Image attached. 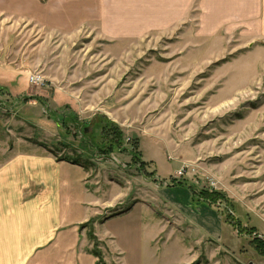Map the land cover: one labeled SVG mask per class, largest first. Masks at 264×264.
I'll use <instances>...</instances> for the list:
<instances>
[{
    "label": "rangeland",
    "instance_id": "obj_1",
    "mask_svg": "<svg viewBox=\"0 0 264 264\" xmlns=\"http://www.w3.org/2000/svg\"><path fill=\"white\" fill-rule=\"evenodd\" d=\"M197 19L192 10L174 32L109 41L91 29L66 35L0 18V55L24 73L19 94L0 86V161L24 152L65 157L89 170L105 192L120 186L129 197L104 209L102 219L126 210L134 197L141 203L136 181L153 175L152 196L140 211L152 217L153 238L149 245L143 239L139 258L133 234L120 239L129 264H264L253 235L218 242L163 194L172 177L197 191L215 189L224 196L215 206L226 215L232 204V214L264 240V34L226 27L205 33ZM29 72L44 84H30ZM105 121L122 132L119 147L112 144L107 154L101 150L109 145L100 130ZM133 140L141 155L136 161ZM182 188L189 189L168 187L179 198ZM98 232L103 235L102 227ZM103 240L102 253L115 264L113 243Z\"/></svg>",
    "mask_w": 264,
    "mask_h": 264
},
{
    "label": "crops",
    "instance_id": "obj_2",
    "mask_svg": "<svg viewBox=\"0 0 264 264\" xmlns=\"http://www.w3.org/2000/svg\"><path fill=\"white\" fill-rule=\"evenodd\" d=\"M261 1L0 0V18L18 19L34 28L66 35L91 29L101 38L122 41L174 32L184 25L190 11L195 10L199 26L206 28L202 32L215 33L226 27L227 32L238 28L242 34H264ZM9 40V35L3 40L6 46ZM23 78L22 69L10 67L0 55V86L4 84L11 92L19 94L24 90ZM70 101L65 104L74 111ZM91 174L67 160L38 152L16 153L0 161V264H98L99 258L92 253L90 228L83 227L89 222L100 258L106 263L102 253L107 247L105 237L113 243V258L118 259L115 264H129L124 260L126 250L120 244L126 234H133L139 258L143 239L152 241L154 234L152 217L140 213L152 196L149 179L152 180L153 175H140L136 181L138 185L133 193L142 198L141 203L134 197L126 210L104 217L106 222H103L102 211L122 204L129 193L116 184L112 191L105 192ZM170 183L163 191L165 198L175 204L196 229L218 242L230 244L234 238L241 241L218 207L194 199L189 189L182 188L179 198L170 193ZM110 222H113L111 231L106 227ZM99 227H102V236Z\"/></svg>",
    "mask_w": 264,
    "mask_h": 264
},
{
    "label": "trees",
    "instance_id": "obj_3",
    "mask_svg": "<svg viewBox=\"0 0 264 264\" xmlns=\"http://www.w3.org/2000/svg\"><path fill=\"white\" fill-rule=\"evenodd\" d=\"M33 97H25L23 100L24 101H27L29 99H31ZM35 100H40L41 103H45L41 98L39 97H35L34 98ZM104 123L106 124L105 125H101V135L106 138V140H108L109 142V145H105V148L101 149L102 152L104 154H107L109 153L112 148V144H115L116 147H119L118 145L121 144L122 142V132L121 130L119 129V127L117 125H115L114 123H112V121H105ZM136 140V139H135ZM134 141V140H133ZM136 145H137V142L134 141L132 143V147L133 149L138 153V154H134L132 153V158L134 161L136 160H139L141 157L140 153L137 151V148H136ZM106 146H109V147H106ZM140 155V156H139ZM59 160H67L69 161L70 163H77L76 161L72 160V159H69V158H65V157H60ZM140 163L143 165V162H141L140 160ZM140 170L142 169L141 167L139 168ZM151 175V174H149ZM171 183H178V184H182L184 185L185 187L189 188V190L191 191L192 193V196L194 197V199L196 200H203V201H206L208 202L209 204L211 205H215V203H217L219 200L221 199H224V196L222 195L221 192L215 190V189H200V190H196V188L194 187V185L192 183H190L189 181H185V180H182V179H176V178H171ZM232 204H226V215L225 216V219L234 227V229L237 231V233L241 236L243 235V233H248V235H253L250 243L251 245L254 247V249L259 253L261 254L262 256L264 255V240L261 239L257 233H255V228L254 227H248L247 225H244L241 223V221L239 219H237L234 214H232ZM223 213V212H222ZM116 214V213H115ZM224 214V213H223ZM112 216V215H111ZM91 223H87L85 225H83V227L85 226H89L90 227V231H89V238L91 240L94 241V246H93V249H92V253L97 256L99 259H98V264H100V251L98 249V242L95 238V236H93L92 234V230H91Z\"/></svg>",
    "mask_w": 264,
    "mask_h": 264
},
{
    "label": "built area",
    "instance_id": "obj_4",
    "mask_svg": "<svg viewBox=\"0 0 264 264\" xmlns=\"http://www.w3.org/2000/svg\"><path fill=\"white\" fill-rule=\"evenodd\" d=\"M28 82L32 85H42L44 84V80L43 78L41 77V75H38V74H31L29 75L28 77ZM185 172V169L184 167H181L179 169V171L177 172L178 173V176H182Z\"/></svg>",
    "mask_w": 264,
    "mask_h": 264
},
{
    "label": "bare ground",
    "instance_id": "obj_5",
    "mask_svg": "<svg viewBox=\"0 0 264 264\" xmlns=\"http://www.w3.org/2000/svg\"><path fill=\"white\" fill-rule=\"evenodd\" d=\"M31 75V74H30ZM29 77V76H28Z\"/></svg>",
    "mask_w": 264,
    "mask_h": 264
},
{
    "label": "water",
    "instance_id": "obj_6",
    "mask_svg": "<svg viewBox=\"0 0 264 264\" xmlns=\"http://www.w3.org/2000/svg\"><path fill=\"white\" fill-rule=\"evenodd\" d=\"M250 264H252V263H250Z\"/></svg>",
    "mask_w": 264,
    "mask_h": 264
}]
</instances>
